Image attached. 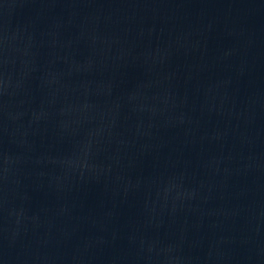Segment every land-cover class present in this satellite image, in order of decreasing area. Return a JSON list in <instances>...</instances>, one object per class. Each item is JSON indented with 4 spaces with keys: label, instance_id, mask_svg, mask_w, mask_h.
<instances>
[{
    "label": "water",
    "instance_id": "water-1",
    "mask_svg": "<svg viewBox=\"0 0 264 264\" xmlns=\"http://www.w3.org/2000/svg\"><path fill=\"white\" fill-rule=\"evenodd\" d=\"M0 264H264V0H0Z\"/></svg>",
    "mask_w": 264,
    "mask_h": 264
}]
</instances>
